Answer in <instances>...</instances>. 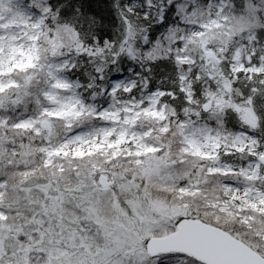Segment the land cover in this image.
Wrapping results in <instances>:
<instances>
[{"label": "snow or ice", "instance_id": "1", "mask_svg": "<svg viewBox=\"0 0 264 264\" xmlns=\"http://www.w3.org/2000/svg\"><path fill=\"white\" fill-rule=\"evenodd\" d=\"M0 264H264V0H0Z\"/></svg>", "mask_w": 264, "mask_h": 264}]
</instances>
